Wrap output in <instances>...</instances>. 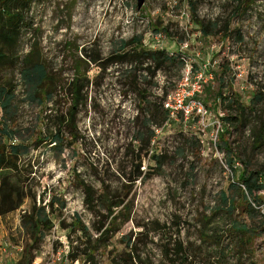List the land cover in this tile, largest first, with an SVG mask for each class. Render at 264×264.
Returning a JSON list of instances; mask_svg holds the SVG:
<instances>
[{
  "label": "rangeland",
  "instance_id": "obj_1",
  "mask_svg": "<svg viewBox=\"0 0 264 264\" xmlns=\"http://www.w3.org/2000/svg\"><path fill=\"white\" fill-rule=\"evenodd\" d=\"M189 2L200 19L217 23L214 35L204 37L196 29ZM24 14L27 25L20 31L16 64L1 74L18 84L25 58L40 60L55 93L42 105L23 102L19 125H32L35 132L46 130L48 117L65 114L70 107L67 89L78 67L84 76L75 128L64 127L60 147L29 140V153L20 160L36 204L56 198L50 214L53 224L32 249L30 264H158L168 239L179 234L185 241H195L201 229L226 230L229 217L214 213L220 192L232 181L226 153L216 137L226 111L210 102L218 88L216 74L222 70L224 80L232 83L244 102L254 90L264 92V0H143L139 9L137 0H31ZM163 27L168 34L161 31ZM132 37H140L148 49L176 52L184 59L181 70L169 67L145 84L155 93L170 92L171 119L142 150L135 149L134 141L141 121V117L135 119L138 96L120 77L123 65L103 68L118 42ZM84 50L101 62H90L83 57ZM201 71L207 76L198 89ZM22 89L18 85L16 90ZM223 92L227 94L228 88ZM199 100L201 108L193 103ZM49 127L52 132L57 128ZM247 134L248 130L231 129L226 138L235 148ZM152 154H161L160 173ZM257 158L259 164L264 163V150ZM139 161L142 174L130 180ZM235 166L240 168V163ZM83 183L92 186L96 195L103 191L127 211L118 214L119 209L115 210L111 223L103 207L101 215H94L84 204ZM30 206L27 197L19 208L0 216L4 264H16L31 244L21 225V215ZM260 210L264 213V203ZM233 216L245 215L238 209ZM204 217H210L209 223ZM76 218L87 226L89 241L73 225ZM101 224L112 231L96 241L95 228ZM128 239L135 244V255L126 246ZM251 248L256 264H264V235L255 237ZM89 249H94L90 260L84 256Z\"/></svg>",
  "mask_w": 264,
  "mask_h": 264
},
{
  "label": "trees",
  "instance_id": "obj_2",
  "mask_svg": "<svg viewBox=\"0 0 264 264\" xmlns=\"http://www.w3.org/2000/svg\"><path fill=\"white\" fill-rule=\"evenodd\" d=\"M30 2L31 0H0V216L19 208L24 198H31L30 208L21 215L22 228L31 244L25 248L16 264H30L33 258L32 249L53 224L50 214L53 213L51 209L56 200L51 198L44 205L36 204V196L25 182L28 176L23 173L20 160L29 153V140L35 144L49 141L55 147L62 145L64 127H71V131L75 128L72 124L78 106L83 102L84 89L81 82L84 76L80 75L78 67L77 75L73 76L68 85L70 107L65 114H55L51 119L48 117V128L38 132H35L32 125H19L18 116L23 102L42 105L51 100L55 93L45 64L40 60L25 58L19 70L18 84L1 74L2 70L12 68L16 64V46L21 28L26 22L24 13L29 10ZM189 9L191 21L202 36L208 37L216 33V22H204L200 19L193 2H189ZM161 31L168 34L166 27L161 28ZM83 57L95 64L101 62L100 57L89 56L85 50ZM118 64L124 67L121 68L120 77L131 86L129 91L138 96V114L135 119L137 121L141 117V121L137 124L134 141L137 142L135 149L142 150L143 147L149 146L156 130L163 129L171 119V111L164 107V101L170 92L161 89V94L155 93L145 84L150 83L157 72L165 71L169 67L176 66L178 71L181 70L184 59L176 52L159 48L148 49L140 37H132L118 42L117 47L105 59L103 68ZM222 74L223 70L216 74L218 88L212 94L210 106L220 105L222 110L226 111L221 118L216 137L220 141V148L226 153V164L232 171V181L226 190L220 192L214 213L227 215L230 219L229 226L223 232L201 229L195 241H185L179 234L168 239L158 264H256L252 257L251 243L255 237L264 235V213L260 210V205L264 203V195L260 194L264 191V163L259 164L257 158L258 152L264 150V92L260 89L254 90L248 102H244L242 95L232 89V83L224 80ZM18 85L23 88L20 93L16 90ZM226 87L228 92L224 94ZM205 104L209 105L208 102ZM229 110H233L234 114H230ZM51 124L57 126L53 132L50 131ZM231 129L240 133L248 130L247 136L235 148L226 138ZM70 133L71 136L74 135L73 132ZM15 138L18 142H13ZM160 155L152 154L158 173L163 165ZM236 162L240 163V168L235 166ZM139 168L140 161L136 164L137 172L130 180H137L141 176ZM82 188L85 193L84 204L94 215H101L99 213L103 207L106 210L105 218H109L111 223L116 217L115 210L119 209L118 214L127 211L126 206L121 207L120 202H112L111 197L103 191L96 195L92 186L84 183ZM238 209L245 215L241 219L233 216ZM209 220L210 217L203 219L208 223ZM73 225L89 241L91 236L88 228L80 224L79 218H76ZM95 231L99 234L95 240L102 241L108 232L112 231V227L104 228L101 224ZM126 242L127 248L135 255V244H131L130 239ZM93 255L94 249L84 252L88 260L93 259ZM72 257L78 258L76 254H72Z\"/></svg>",
  "mask_w": 264,
  "mask_h": 264
},
{
  "label": "built area",
  "instance_id": "obj_3",
  "mask_svg": "<svg viewBox=\"0 0 264 264\" xmlns=\"http://www.w3.org/2000/svg\"><path fill=\"white\" fill-rule=\"evenodd\" d=\"M211 75V74H210ZM204 76H207L206 75V73H205V71H201V72H199L198 73V75H197V79H198V85H197V87H198V89H200V87H201V83H202V81H204L206 78L204 77ZM18 81H19V79H18ZM199 91V90H198ZM167 98H168V96H167ZM194 103V105H197V106H199V108H201V106H202V101H197V102H193ZM178 106L179 107H182V105H181V101L180 100H178ZM164 107L165 108H169V110L171 111V107L169 106V103H168V101H167V99L164 101ZM13 142H15V139L13 140ZM0 264H4V262L0 259Z\"/></svg>",
  "mask_w": 264,
  "mask_h": 264
},
{
  "label": "water",
  "instance_id": "obj_4",
  "mask_svg": "<svg viewBox=\"0 0 264 264\" xmlns=\"http://www.w3.org/2000/svg\"><path fill=\"white\" fill-rule=\"evenodd\" d=\"M143 3V0H137V8L139 9Z\"/></svg>",
  "mask_w": 264,
  "mask_h": 264
}]
</instances>
